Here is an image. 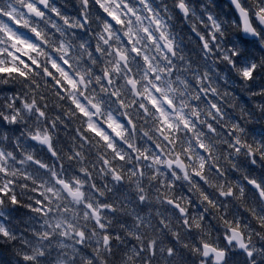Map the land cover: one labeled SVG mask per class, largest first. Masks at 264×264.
I'll return each instance as SVG.
<instances>
[{
    "label": "clouds",
    "instance_id": "obj_1",
    "mask_svg": "<svg viewBox=\"0 0 264 264\" xmlns=\"http://www.w3.org/2000/svg\"><path fill=\"white\" fill-rule=\"evenodd\" d=\"M0 264H264V0H0Z\"/></svg>",
    "mask_w": 264,
    "mask_h": 264
}]
</instances>
